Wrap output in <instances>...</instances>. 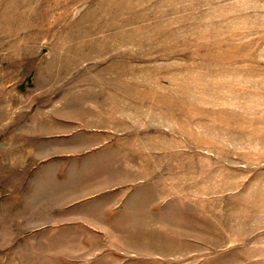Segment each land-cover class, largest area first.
I'll return each mask as SVG.
<instances>
[{"label":"rangeland","instance_id":"1","mask_svg":"<svg viewBox=\"0 0 264 264\" xmlns=\"http://www.w3.org/2000/svg\"><path fill=\"white\" fill-rule=\"evenodd\" d=\"M34 153L67 198L20 197ZM96 191L132 209L51 207ZM245 254L264 258V0H0V264Z\"/></svg>","mask_w":264,"mask_h":264},{"label":"crops","instance_id":"2","mask_svg":"<svg viewBox=\"0 0 264 264\" xmlns=\"http://www.w3.org/2000/svg\"><path fill=\"white\" fill-rule=\"evenodd\" d=\"M39 122L38 117H34L33 123L31 126V132L29 133V137L36 138V137H42L41 134L37 131V123ZM34 127V128H33ZM24 137V136H23ZM34 155L33 159L38 161L37 166L33 168V176L28 179V182L25 186L19 187V194L21 195L22 199L25 202L32 203V208H40V202H46L50 200H62L63 198H67V193L69 190L68 188L63 187V184H67L68 180L67 177H64V174H67L65 170H61L60 174H58V171L55 170L52 171L48 169L47 172H44V165H49L51 159L44 160L43 165L40 162L39 154H31ZM59 176H63V178L58 179ZM59 180V181H58ZM64 195V196H63ZM111 193L109 191L106 192H95L93 194H88L86 197L74 201H70L69 203H62L60 205H54L51 206L54 209L55 208H69L74 205H77L78 203H82L80 206L83 207H91L90 205H94L97 201V198L99 197V209L103 217L109 218L115 216H119V212L124 213L128 211V209H132L130 206H128V203L126 202L125 198H122L120 200L121 202H116L115 198L110 197ZM120 206L119 211L116 209V205ZM89 205V206H88ZM30 207V205H29ZM120 217V216H119ZM106 226L114 223L111 220H107ZM120 223H123L122 221ZM127 223V222H126ZM110 229V228H109ZM108 227L106 228V232H92V233H86L87 235H97L100 237V239H111L113 238L112 233L109 231ZM112 230V229H110ZM109 231V232H108ZM82 239H84L82 237ZM238 256V255H237ZM248 257V260L246 259ZM256 255L250 254V255H243V259L232 261L231 264H264V258L256 259L254 258ZM115 264H122V263H115Z\"/></svg>","mask_w":264,"mask_h":264}]
</instances>
